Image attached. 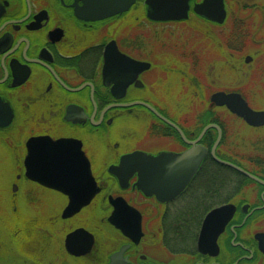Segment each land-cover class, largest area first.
<instances>
[{"label": "flooded vegetation", "instance_id": "flooded-vegetation-1", "mask_svg": "<svg viewBox=\"0 0 264 264\" xmlns=\"http://www.w3.org/2000/svg\"><path fill=\"white\" fill-rule=\"evenodd\" d=\"M203 1L187 0L186 17L173 19L163 15L165 5L147 0H0V139L10 167L23 172L15 177L11 196L18 201L26 181L63 199L59 209L44 213L39 237L30 213L12 214L9 243L26 252L31 244L36 247L24 253L26 262L111 264L121 253L124 264H264V124L250 125L211 98L221 91L239 93L252 109H264L252 106L238 89L218 90L196 105L179 102L178 84L179 76L200 86V76L221 73V60L205 63L210 51L201 40L218 39L217 29L221 41L234 44L235 66L255 62L243 44H264V0H223V21L198 13ZM187 23L213 28V36L193 32L203 50L159 47L162 38L153 42L146 35L148 25L163 36L168 27ZM18 124L24 131L20 138L14 132ZM237 126L256 131L252 149L247 155L231 148L235 153L229 156L227 141ZM38 137L79 141L89 159L99 191L69 217H64L66 194L26 175L28 142ZM227 204L236 209L217 246L201 250L206 217ZM117 208L128 233L110 220ZM80 229L88 234L71 250L82 251L92 240L93 245L77 255L67 237ZM101 230L110 232L105 247L97 235Z\"/></svg>", "mask_w": 264, "mask_h": 264}, {"label": "rangeland", "instance_id": "rangeland-1", "mask_svg": "<svg viewBox=\"0 0 264 264\" xmlns=\"http://www.w3.org/2000/svg\"><path fill=\"white\" fill-rule=\"evenodd\" d=\"M148 24L151 26L153 23ZM149 25L147 26V37L152 38L153 42H156L155 39L157 38H162L164 40L162 43H158L159 47L163 45V47L174 48L178 51L182 49V51L185 53L190 52L187 50H190V48L196 49V47H200L203 50V44L199 39L193 42V40L196 39L194 38L193 32H202L204 34L210 33V36L216 33V36L219 39L211 40V43L208 44L207 39L204 37L203 39L201 38L203 42H206L210 51L209 55L205 51V56L207 55L205 57L207 59L205 63H210L211 66L213 63H220L219 60H221V62H223V65H221V73L218 72L216 74L211 72L208 76H200V86H198L196 83L194 86V83H191L190 77L179 76L178 84L179 88H181V96L179 95L180 100H194L196 105L201 101L210 100V96L218 90L238 89L244 94V96L247 97L252 106H254L256 109H264V44L256 46L258 51H256V48L253 47L250 42L243 44V50L246 51L247 54L253 53V56H256V60L250 65L245 64L242 60L238 63V65L235 66V56L233 57L234 59L230 57L232 54V49L230 48L234 47V44L231 42V40L227 39L228 37L226 38L227 41L225 43L223 40H220L222 36V30L217 29L214 33H212V27L202 28V26L200 27L194 23H187L185 25L177 24L183 29L181 27H168L165 29L167 30V33L163 32L164 35L160 36L158 34L159 30L157 28L150 27ZM158 41L159 40H157V42ZM165 41L168 42V45H164ZM220 42L223 43L220 44ZM158 45L156 47H158ZM221 46L225 48L226 52L221 50ZM237 60H239V58ZM241 64L242 68L239 69ZM182 101L183 100L179 102ZM201 110L202 108H199V111ZM196 111H198V109H196ZM228 124H230V122H228ZM14 132L17 133L19 135L18 138H20L22 137L21 133L24 131L22 130L21 125L19 126L18 124L17 130ZM260 132L264 133V129H262ZM230 133H235V135L229 137V140L227 141L229 148L228 150H231V152H228L227 154L230 156L231 154L235 153L231 149L234 148L236 153L240 152L248 155L252 149L251 138L256 133V131L242 126L239 128L238 132L230 131ZM238 136L240 138H237ZM4 143L5 142L0 139V238L3 240V243H5L4 247H0V264H34L24 260V253L30 255L29 253L31 252H29V250L36 252L35 246H32L31 244L29 249L26 248L28 250V252H26L24 247H22L19 243H16V245L9 243L12 242L10 236L12 234L11 220L14 216L12 214H14L16 210L18 213H21L22 216L30 213L34 218L33 224L35 223V226L37 225L35 227L37 230L35 234L39 237V233H43L42 222L45 220L44 213H46L48 210L50 211V209H59L63 204V199L59 196V194L53 191H49L36 184L23 181L24 183L21 182V188L23 191L21 198L18 201H14L11 196V186L15 180V177L17 175L23 174V172L17 170V167H10L12 162ZM227 179L236 180L234 176H228ZM28 194L31 197L30 199L26 198ZM4 222L7 223V225H4ZM97 235L100 245L105 247V245L108 243L110 232L108 230H101L97 232ZM6 241L8 242L6 243ZM35 254L40 257L42 256L40 251ZM72 264L86 263L79 262Z\"/></svg>", "mask_w": 264, "mask_h": 264}, {"label": "water", "instance_id": "water-1", "mask_svg": "<svg viewBox=\"0 0 264 264\" xmlns=\"http://www.w3.org/2000/svg\"><path fill=\"white\" fill-rule=\"evenodd\" d=\"M128 1H130L128 3L134 2V0ZM115 3L117 4V0ZM147 3L150 5H165L163 15L173 19L185 18L187 15V0H147ZM220 5H224L223 0H204L196 7V10L198 13L205 14L212 19L223 21L225 10L221 9ZM216 6H220V8ZM211 99L218 104L227 105L233 113L244 118L250 125L258 126L264 124V110L256 111L252 109L239 93L216 92L212 95ZM2 123L3 125H7L9 121ZM28 148L29 153L26 158L28 170L26 175L31 180L46 187L56 189L69 197L70 202L64 211V217H69L79 212L92 201L99 191V187L93 176L89 159L82 150L81 142L72 139L55 141L49 137H38L29 140ZM222 162L256 179L242 168L230 162ZM123 206L130 212L139 213L126 203ZM235 209L234 205L227 204L212 210L208 214L200 235L199 246L201 250L207 249L209 246H217V238L232 219ZM119 212L120 210L117 208L110 220L124 233H128ZM139 230L140 224L137 226L138 233ZM85 234L88 233L80 229L67 237V247L72 253L81 255L91 249L93 245L92 235H90L92 241L84 250L73 252L70 248V245L74 241ZM136 236L140 237L141 234H136ZM138 239L134 237L135 241H138ZM120 255L121 253L115 255L111 264H124L121 260L119 261Z\"/></svg>", "mask_w": 264, "mask_h": 264}]
</instances>
